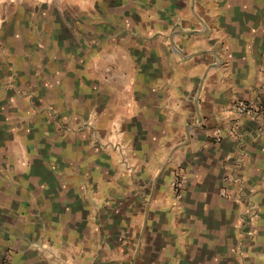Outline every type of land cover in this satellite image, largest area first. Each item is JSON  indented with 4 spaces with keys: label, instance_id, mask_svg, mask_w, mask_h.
Segmentation results:
<instances>
[{
    "label": "crops",
    "instance_id": "0c3cea01",
    "mask_svg": "<svg viewBox=\"0 0 264 264\" xmlns=\"http://www.w3.org/2000/svg\"><path fill=\"white\" fill-rule=\"evenodd\" d=\"M257 98L264 0H0V264H264Z\"/></svg>",
    "mask_w": 264,
    "mask_h": 264
},
{
    "label": "rangeland",
    "instance_id": "374dc122",
    "mask_svg": "<svg viewBox=\"0 0 264 264\" xmlns=\"http://www.w3.org/2000/svg\"><path fill=\"white\" fill-rule=\"evenodd\" d=\"M50 116L57 119V121L59 123V127H61V129H63V130H68V129L72 130L73 129L72 127H75V126H73V124H71L70 117L68 116V114H66L64 112H60L58 110L53 111L50 113ZM76 127H77V125H76ZM227 180L231 185L233 184L235 188L232 186L223 187V191L227 192L226 195H232L233 197L237 198L239 203L242 204L241 213L243 215V218L246 219L248 222H250V220L253 217H257L259 215V212H258L259 208H258V205L254 201V195L252 194V192L248 197V204L242 196V192L244 190H246L245 189L246 186H245L244 176L241 173H237V172L233 173L232 172L231 176H229L227 178ZM186 181H187V175H186ZM186 181H185V184H186ZM185 184H184V188H185ZM244 193L248 195L247 191H244ZM181 196H182V194H181ZM245 238H246V236H245ZM242 242H244V239L241 240V243ZM189 259H191V257ZM214 260H215V257H206V258L201 257V260H199V264H215ZM236 260L237 259L234 258L235 262H237ZM219 264H224V263H219Z\"/></svg>",
    "mask_w": 264,
    "mask_h": 264
},
{
    "label": "built area",
    "instance_id": "2783aa9c",
    "mask_svg": "<svg viewBox=\"0 0 264 264\" xmlns=\"http://www.w3.org/2000/svg\"><path fill=\"white\" fill-rule=\"evenodd\" d=\"M231 112L234 116L238 118L246 117L251 119L264 120V99L257 98L253 99H240L235 101L231 106ZM221 128H216L214 132V137L220 140L223 136ZM240 163V162H239ZM186 181V174L182 169H178L175 173L174 179L172 181V188L177 197H180L184 189V184ZM245 191V190H244ZM242 192V196L248 204L249 195ZM222 194L226 195L227 192L222 190ZM230 196V195H226Z\"/></svg>",
    "mask_w": 264,
    "mask_h": 264
},
{
    "label": "water",
    "instance_id": "95a60500",
    "mask_svg": "<svg viewBox=\"0 0 264 264\" xmlns=\"http://www.w3.org/2000/svg\"><path fill=\"white\" fill-rule=\"evenodd\" d=\"M203 21V20H202ZM203 23L205 24V22L203 21ZM194 33H200V32H202V31H193ZM180 34H187V33H192L191 31H187V30H181L180 32H179Z\"/></svg>",
    "mask_w": 264,
    "mask_h": 264
}]
</instances>
